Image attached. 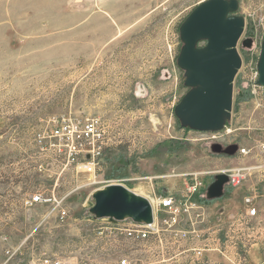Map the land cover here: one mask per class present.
<instances>
[{"label":"rangeland","instance_id":"374dc122","mask_svg":"<svg viewBox=\"0 0 264 264\" xmlns=\"http://www.w3.org/2000/svg\"><path fill=\"white\" fill-rule=\"evenodd\" d=\"M203 1L0 0V264L197 263L152 236L127 238L117 228L128 221L95 219L89 208L92 191L109 183L154 205L142 185L213 201L205 192L217 157L227 155L210 145L264 142V103L239 77L223 140L182 128L174 114L187 90L176 62L179 27ZM238 1L242 37H250L264 0ZM237 82L246 87L242 101ZM63 115L101 119L109 143L94 175L68 164L63 142L50 137L52 118ZM36 193L51 200L30 203Z\"/></svg>","mask_w":264,"mask_h":264},{"label":"water","instance_id":"95a60500","mask_svg":"<svg viewBox=\"0 0 264 264\" xmlns=\"http://www.w3.org/2000/svg\"><path fill=\"white\" fill-rule=\"evenodd\" d=\"M238 0H205L186 16L179 27L182 42L177 65L184 72L186 92L174 107L182 128L216 132L226 127L232 116L234 80L241 67L237 44L245 30V17L238 13ZM251 39L241 40L250 47ZM258 84L264 90V36L257 64ZM213 153L234 155L237 144L210 145ZM228 176L214 175L207 186L208 200L221 198ZM89 212L95 219L131 220L148 224L154 221L150 200L121 183H109L92 191Z\"/></svg>","mask_w":264,"mask_h":264},{"label":"built area","instance_id":"2783aa9c","mask_svg":"<svg viewBox=\"0 0 264 264\" xmlns=\"http://www.w3.org/2000/svg\"><path fill=\"white\" fill-rule=\"evenodd\" d=\"M264 36V17L259 18L254 23V33L252 36H243L237 44L238 52L241 56V67L239 68L235 77L245 82L248 85L251 93L256 97L259 96L260 100L264 103V90L261 85L258 84V70L257 64L261 51L262 39ZM244 38H250L252 43L250 47H242L241 40ZM54 128L50 132V137L57 139L59 142H63L62 145L65 148V154L67 156V163L75 166L77 170L87 172L94 175L96 169L99 166V159L101 158L106 146L109 143V138L105 127L99 117L87 116V117H70V116H54L52 118ZM226 130L222 129L216 132H201L205 139L223 140L228 134ZM260 152H264V142L257 145ZM61 151V150H59ZM251 152L250 148L245 146H238V155H248ZM228 176L226 183L227 188L236 189L243 186L246 182L251 181L257 172H264V163L261 164H246L241 166H235L224 169L223 171ZM195 179L196 174H194ZM126 180V179H124ZM122 184V183H121ZM201 182L196 181L192 185H187L186 190L189 193H194L200 188ZM257 189L253 192L246 194L243 197V203L246 206L244 213L245 226L254 228V224H251V219H256L258 216V195ZM188 197V196H187ZM51 197H43L41 194L36 193L30 198V203H37L42 201H50ZM152 204V203H151ZM154 221L152 223L143 224L136 223L131 220L127 224L118 227V231L124 234L127 238L141 241L146 240L150 236L159 232L162 226L170 228L173 235L179 239L189 240L190 238H199V235L192 230H175L173 229L178 223L179 217L182 214H187L194 205L183 201L182 199H176L171 194H160L155 198V205L152 204ZM67 216V211L61 209L59 212V218L63 220ZM244 249V248H243ZM194 256L197 260L203 259L202 248H192ZM244 252H246L244 250ZM244 255V256H241ZM240 255L241 264H246V253ZM49 260L45 259L47 263ZM52 264H61L56 260ZM118 264H129L128 259L123 257L119 260Z\"/></svg>","mask_w":264,"mask_h":264},{"label":"crops","instance_id":"0c3cea01","mask_svg":"<svg viewBox=\"0 0 264 264\" xmlns=\"http://www.w3.org/2000/svg\"><path fill=\"white\" fill-rule=\"evenodd\" d=\"M161 55L164 56L163 53L155 56L160 59ZM124 69L127 70L126 67ZM247 148L251 149L253 155L239 157L236 152L231 156H218V172L225 166L231 168L257 162L261 164L260 162L264 161V152H260L255 142ZM142 189L155 198L157 194H163L153 186L142 185ZM255 189L258 190L259 206L257 218L250 220L251 224H254L252 228L244 224L246 206L243 197ZM145 196L149 198L148 195ZM181 199L194 207L187 214L180 215L173 229L192 230L199 238L178 239L170 228L162 226L159 232L152 236L157 247L165 244L176 255H190V263L197 261L196 264H241L238 252L245 250L246 264H264V172H257L251 181L240 188L228 190L221 198L213 201L206 202L191 195ZM194 247L203 249L202 260L195 258L192 251Z\"/></svg>","mask_w":264,"mask_h":264},{"label":"trees","instance_id":"16d2710c","mask_svg":"<svg viewBox=\"0 0 264 264\" xmlns=\"http://www.w3.org/2000/svg\"><path fill=\"white\" fill-rule=\"evenodd\" d=\"M238 84V88H239V92L237 94V101H242L246 98V87L243 86L240 82H237ZM186 130H190L189 128H185Z\"/></svg>","mask_w":264,"mask_h":264}]
</instances>
